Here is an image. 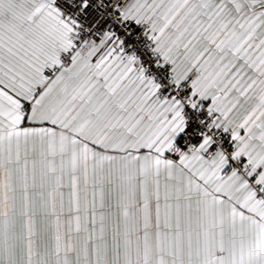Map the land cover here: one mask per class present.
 Wrapping results in <instances>:
<instances>
[{"label":"snow or ice","instance_id":"obj_1","mask_svg":"<svg viewBox=\"0 0 264 264\" xmlns=\"http://www.w3.org/2000/svg\"><path fill=\"white\" fill-rule=\"evenodd\" d=\"M0 264H264V0H0Z\"/></svg>","mask_w":264,"mask_h":264}]
</instances>
